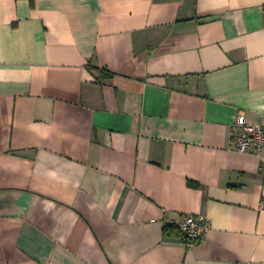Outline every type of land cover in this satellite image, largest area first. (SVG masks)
<instances>
[{"label": "crops", "instance_id": "0c3cea01", "mask_svg": "<svg viewBox=\"0 0 264 264\" xmlns=\"http://www.w3.org/2000/svg\"><path fill=\"white\" fill-rule=\"evenodd\" d=\"M240 112L264 127V0H0V264H264Z\"/></svg>", "mask_w": 264, "mask_h": 264}, {"label": "built area", "instance_id": "2783aa9c", "mask_svg": "<svg viewBox=\"0 0 264 264\" xmlns=\"http://www.w3.org/2000/svg\"><path fill=\"white\" fill-rule=\"evenodd\" d=\"M234 148L239 152L260 154L264 150V127L260 124H250L238 113L231 128ZM178 229L187 235L189 243L195 239L201 240L209 228V221L204 214H184L174 222Z\"/></svg>", "mask_w": 264, "mask_h": 264}, {"label": "trees", "instance_id": "16d2710c", "mask_svg": "<svg viewBox=\"0 0 264 264\" xmlns=\"http://www.w3.org/2000/svg\"><path fill=\"white\" fill-rule=\"evenodd\" d=\"M164 228H165V230H166L167 233H170V230L173 229V231H175L176 233H178V234L181 235L182 239L184 240V242H185L186 244H190V243H189V239L187 238V235H186L185 233L181 232V231L178 229V227H177V225H176L175 223H169V224H166ZM198 241H199L198 239H195V240L192 241V244H193V243H196V242H198Z\"/></svg>", "mask_w": 264, "mask_h": 264}]
</instances>
